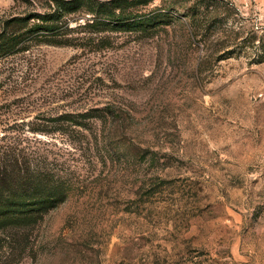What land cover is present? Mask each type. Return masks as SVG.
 <instances>
[{
	"label": "rangeland",
	"instance_id": "374dc122",
	"mask_svg": "<svg viewBox=\"0 0 264 264\" xmlns=\"http://www.w3.org/2000/svg\"><path fill=\"white\" fill-rule=\"evenodd\" d=\"M198 1L153 0L139 12L172 16L147 30L81 15L70 44L0 63V134L71 184L35 226L0 231V264H264V60L246 47L264 0L192 24ZM47 2L0 0V20Z\"/></svg>",
	"mask_w": 264,
	"mask_h": 264
},
{
	"label": "trees",
	"instance_id": "16d2710c",
	"mask_svg": "<svg viewBox=\"0 0 264 264\" xmlns=\"http://www.w3.org/2000/svg\"><path fill=\"white\" fill-rule=\"evenodd\" d=\"M152 1L49 0L47 7L41 10L3 18L0 20V63L10 56L28 51L35 44H70L73 38L69 32L74 28L71 22L78 21L81 15L89 14L77 26L93 30H147L154 24L169 21L172 15L167 11L149 15L139 12ZM199 1L191 9L192 24L202 23L201 18L208 15L211 5H219L218 0ZM207 22L210 25L209 20ZM246 47L257 52L259 61L264 60V27L249 28ZM113 107V104L95 107L80 116L84 119H106L114 115ZM74 121L79 125L86 124ZM117 143L110 140L112 147H117ZM70 188L71 184L63 176L52 167L43 165L33 150L20 145L18 138L11 141L5 134H0V231L35 226L47 212L67 198Z\"/></svg>",
	"mask_w": 264,
	"mask_h": 264
}]
</instances>
